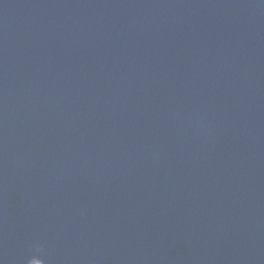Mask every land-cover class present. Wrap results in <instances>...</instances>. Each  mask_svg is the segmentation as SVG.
Here are the masks:
<instances>
[{"label":"water","instance_id":"obj_1","mask_svg":"<svg viewBox=\"0 0 264 264\" xmlns=\"http://www.w3.org/2000/svg\"><path fill=\"white\" fill-rule=\"evenodd\" d=\"M264 264V0H0V264Z\"/></svg>","mask_w":264,"mask_h":264},{"label":"clouds","instance_id":"obj_2","mask_svg":"<svg viewBox=\"0 0 264 264\" xmlns=\"http://www.w3.org/2000/svg\"><path fill=\"white\" fill-rule=\"evenodd\" d=\"M34 261H35V260L31 261L30 264H34Z\"/></svg>","mask_w":264,"mask_h":264}]
</instances>
